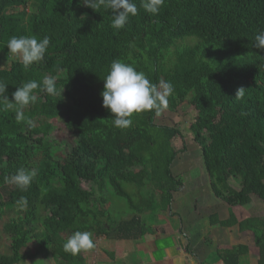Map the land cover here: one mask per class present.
Listing matches in <instances>:
<instances>
[{"label": "trees", "instance_id": "1", "mask_svg": "<svg viewBox=\"0 0 264 264\" xmlns=\"http://www.w3.org/2000/svg\"><path fill=\"white\" fill-rule=\"evenodd\" d=\"M133 2L138 13L116 30L111 10L96 11L81 0H0L6 95L11 100L17 87L45 75L55 77L57 87L55 96L42 86L35 91L36 103L23 109L31 125L18 123L17 106L0 100V226L10 250L0 253V264L20 263L27 243L46 246L59 264H84L85 252L63 249L75 231L92 232L94 241L109 231L138 238L175 215L170 203L183 182L172 173L180 152L172 139L181 131L156 124L155 110L134 114L128 128L113 126L101 92L117 59L152 83L171 82L167 108L185 101L192 106L188 130L215 200L246 210L255 205L252 196L264 203V51L254 47L264 29V0H165L155 15L141 0ZM22 35L50 37L45 59L28 68L7 48L11 37ZM239 88L245 90L236 98ZM57 118L69 139L54 137ZM20 168L37 171L26 191L5 182ZM108 186L132 216L113 219ZM21 196L28 201L23 211L16 203ZM8 213L13 216L5 219ZM210 224L239 225L255 246L240 241L219 255L223 264H264V215L241 222L232 213L223 220L213 213Z\"/></svg>", "mask_w": 264, "mask_h": 264}, {"label": "clouds", "instance_id": "2", "mask_svg": "<svg viewBox=\"0 0 264 264\" xmlns=\"http://www.w3.org/2000/svg\"><path fill=\"white\" fill-rule=\"evenodd\" d=\"M82 4L97 11L101 6L111 10L113 19L111 27L119 30L124 28L129 16H135L138 8L133 0H81ZM165 0H141V7L150 14H158ZM50 45V37L39 38L35 35L13 36L8 40L7 48L10 54L16 56L25 68L45 59ZM256 49L264 51V29L255 34ZM104 88L101 92L102 106L113 114V126L125 129L133 124L134 114L155 110L156 114L168 107L169 97L174 92L171 82L161 79L158 83H152L146 74L137 71L136 68L119 59L112 61L108 74L103 78ZM42 86L47 94H57L56 78L45 75L42 82L30 80L24 82L12 93L10 100L8 85L0 81V100L7 102V107L17 106L15 119L18 123L25 122L29 125L32 121L25 117L23 109L30 103H36L35 91ZM244 88H239L236 98L243 95ZM36 169L20 168L16 174L5 177V182L26 191L36 177ZM21 211L27 206V198L21 196L16 201ZM93 233L90 231H75L63 244L66 253L77 255L95 248Z\"/></svg>", "mask_w": 264, "mask_h": 264}, {"label": "rangeland", "instance_id": "3", "mask_svg": "<svg viewBox=\"0 0 264 264\" xmlns=\"http://www.w3.org/2000/svg\"><path fill=\"white\" fill-rule=\"evenodd\" d=\"M8 11H5L6 14ZM2 53L0 56L2 57ZM11 57L14 59L17 58L16 56L11 54ZM195 116V111L192 106L189 104L188 101H185L181 105H179L174 110L170 108H166L157 115L155 119V123L158 125H167V126H175L178 127L181 131L182 135H177L172 139V145L174 149L180 151L177 155L174 163L172 165V173L175 177L180 179L183 182V188L174 193L173 197L175 199L172 200L170 203L172 207H174L177 211L185 214L187 219H189V213L192 211L198 210L199 211V219L196 222L204 223L205 229L206 224L204 220V216L207 214V207L205 210L200 209L205 205L211 204V199H216L211 192L208 177L205 174L203 167H202V156L200 152V147L194 141L193 133L188 130V127ZM52 123L55 125V131L53 133L54 137L57 140L69 139V135L64 130V123L63 119H55L52 120ZM186 147V148H185ZM183 148L185 150L183 151ZM232 182V180H231ZM233 185L237 186L235 183ZM127 188V185H125ZM105 197L110 204V207H107V211H109L110 215H112L113 219L120 220V219H127L133 215L132 210L128 207L127 202L115 195L110 186H108L105 190ZM253 202L255 205L246 210L244 207H230L228 204L224 202L223 207L218 206L216 209L222 211L225 215L227 213L230 215L232 213L238 219V221H249L251 216H260L264 215V203L258 199L256 196H252ZM174 201V202H173ZM221 201V200H220ZM173 209V208H172ZM212 213V210L209 211ZM13 216L12 213H8L6 218ZM200 216H202V220H200ZM229 217V216H228ZM169 224V223H168ZM176 225L173 222H170L171 226H167L170 233L167 234V240L169 242H174V237L180 235H176L173 232L176 231V228H180V224L176 221ZM188 227V225H187ZM191 229L190 231L194 234L196 231L205 232V229L202 227L198 229ZM0 253L5 255H10V250L7 245V236L4 235L2 232V228L0 226ZM172 229L174 231L172 232ZM240 231L239 225H235L234 228L229 229V244L232 242V238L234 240L239 239L241 242H246L247 244L251 245L248 242H251V237L246 236V233L242 235H238ZM207 232V242L210 240L211 233ZM6 239V242H5ZM182 240L186 239L184 237L181 238ZM201 239V236L195 242H198ZM186 241H182L181 243H185ZM203 240H200L198 243H202ZM252 248L255 247L254 244L251 245ZM200 247V245H199ZM20 255L25 257L20 263L18 264H59V261L56 257H54L53 253L46 249V246H42L41 248L39 245H33V243H27L26 245L22 246L20 249Z\"/></svg>", "mask_w": 264, "mask_h": 264}, {"label": "crops", "instance_id": "4", "mask_svg": "<svg viewBox=\"0 0 264 264\" xmlns=\"http://www.w3.org/2000/svg\"><path fill=\"white\" fill-rule=\"evenodd\" d=\"M210 203L200 208L205 210L207 207V214L204 216L207 230L204 223L196 222L199 219L198 210L194 209L189 213V219H187L185 214L171 206L172 213L175 215L173 214L174 216L164 223L153 225L154 233H147L138 238H120L114 232L110 234L109 231L95 237L96 246L84 253V264H223L219 255L228 254L240 240L232 238L229 244V229L234 227L210 224V215L213 213L222 220L229 216L228 213L225 215L216 209L218 206L223 207V201L211 199ZM211 210L212 213L209 212ZM200 218L202 220V216ZM171 221L176 227V221L180 224V228H176V231L172 229L174 234L181 236H175L174 242H169L166 238L170 233L167 226H171ZM187 225L195 230L203 226L205 232L201 233L199 230L192 234ZM105 231L108 230L105 229ZM206 231L211 233L208 242ZM184 234L186 239L182 240ZM238 235L240 236V231ZM199 236H201L200 240H203L202 243H198L200 240L195 242ZM182 241L186 242L181 243Z\"/></svg>", "mask_w": 264, "mask_h": 264}]
</instances>
